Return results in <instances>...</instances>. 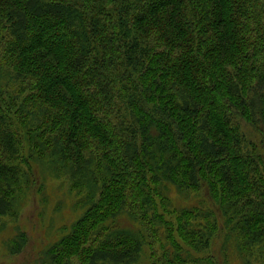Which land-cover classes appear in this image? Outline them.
I'll return each instance as SVG.
<instances>
[{"label": "trees", "instance_id": "obj_1", "mask_svg": "<svg viewBox=\"0 0 264 264\" xmlns=\"http://www.w3.org/2000/svg\"><path fill=\"white\" fill-rule=\"evenodd\" d=\"M247 125L264 140V0H0V231L47 181L79 211L39 264H211L222 231L249 262Z\"/></svg>", "mask_w": 264, "mask_h": 264}, {"label": "rangeland", "instance_id": "obj_2", "mask_svg": "<svg viewBox=\"0 0 264 264\" xmlns=\"http://www.w3.org/2000/svg\"><path fill=\"white\" fill-rule=\"evenodd\" d=\"M246 130L264 157L262 135L250 131L251 127L248 125ZM201 195L204 204L210 205L206 195L203 192ZM75 199L70 196L66 187L59 188L56 180L47 181V187L42 193L28 194L24 201L17 205V218H4L6 226L0 231V264H39L43 252L65 234L66 229H69L76 219L79 211H74ZM220 220L222 221V218ZM127 224L131 225V222L127 221ZM20 232L27 236V245L21 252L11 254L8 244ZM230 246L226 241L225 232L222 231L209 251L213 260L211 264H264V249L256 247L247 262L237 252L234 240ZM261 257L263 259H259ZM140 264H148L146 257H142Z\"/></svg>", "mask_w": 264, "mask_h": 264}]
</instances>
